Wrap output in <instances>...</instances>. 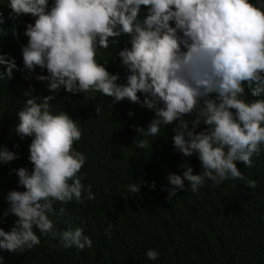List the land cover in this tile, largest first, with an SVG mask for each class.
Listing matches in <instances>:
<instances>
[{
    "label": "clouds",
    "instance_id": "clouds-1",
    "mask_svg": "<svg viewBox=\"0 0 264 264\" xmlns=\"http://www.w3.org/2000/svg\"><path fill=\"white\" fill-rule=\"evenodd\" d=\"M7 7L8 19L31 16L33 22L19 32L11 29L23 69L0 52V81L20 71L26 80L41 82L45 94L33 95L29 85L16 112L15 133L31 142L26 160L10 170L24 190L10 188V182L4 188L8 208L0 224L9 215L16 219L9 230L0 227V251L25 253L41 237L59 241L54 248L94 247L66 210L72 208L77 221L94 211L96 194L82 182L91 153L102 155L110 176L129 193L141 191L113 151L102 106L91 101L97 97L154 112L147 129L131 125L137 149H148V137L159 136L162 126L175 125L173 145L189 164L180 165L182 175H168L173 187L167 200L185 189V181L193 193L205 191L208 181L257 187L246 176L264 149V0H8ZM4 24L0 10V29ZM109 48L120 59L110 66L97 60L98 51ZM63 94L84 99L63 102ZM54 100L64 110L52 111ZM17 159L0 145V165ZM197 162L201 171L194 174ZM112 228L105 230L109 238ZM144 255L156 261L160 252L148 248Z\"/></svg>",
    "mask_w": 264,
    "mask_h": 264
},
{
    "label": "trees",
    "instance_id": "trees-1",
    "mask_svg": "<svg viewBox=\"0 0 264 264\" xmlns=\"http://www.w3.org/2000/svg\"><path fill=\"white\" fill-rule=\"evenodd\" d=\"M251 2L255 3V0ZM0 4L5 16L4 28L0 29V52L15 58L17 66L23 69L21 48H17L11 29L15 27L19 32L27 23L33 22V18L8 19L11 11L7 7L8 0H0ZM97 60L101 63L109 61L110 66L112 60L118 62L120 59L118 52L109 48L99 50ZM33 81L26 80L23 73L16 70L11 81H0V145L19 156L9 164L0 165V214L8 208L5 185L10 182V188L24 190L18 186L15 172L10 170L18 169L29 155L31 138L21 139L15 133L16 112L25 100L22 93L31 85L35 89L33 95L45 94L42 83ZM83 99L78 95L61 96L63 102ZM55 101H51L52 111L59 112L63 108ZM91 101L102 106L113 151H118L117 159L130 184L141 183V191L129 193L128 188L121 186L119 178L110 176L102 155L91 153L82 173H86L82 182L91 184L96 194V199L90 201L94 211L83 212L77 221L73 209L67 207L66 210L75 220L74 227H84L86 235L93 239L94 247L83 251L74 247L54 248L51 245L59 244V241L41 237V244L25 253L0 251L4 264H264V149L257 156L260 162L255 171H247L246 179L257 181L255 189L247 187L243 181H226L219 187L208 181L203 187L205 191L193 193L185 181V189L178 190L176 197L167 200V189L173 187L167 180L168 175H182L184 169L180 165L189 164L173 145L171 129L175 125L162 126L159 136L148 137V149H137L132 143L138 133L131 125L147 129L154 112L129 102L113 105L100 97ZM129 112L133 115L129 116ZM105 143H108L106 139ZM236 163L241 171L243 162ZM192 167L194 174L201 171L199 162ZM153 182L154 189L150 187ZM15 219L9 215L0 227L9 230ZM80 220L86 223L80 225ZM109 224L113 225L111 238L105 234ZM148 248L157 249L159 259L148 260L144 255Z\"/></svg>",
    "mask_w": 264,
    "mask_h": 264
}]
</instances>
